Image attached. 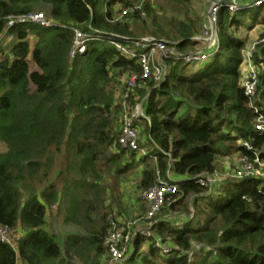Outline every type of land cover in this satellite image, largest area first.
Segmentation results:
<instances>
[{
    "label": "trees",
    "instance_id": "trees-1",
    "mask_svg": "<svg viewBox=\"0 0 264 264\" xmlns=\"http://www.w3.org/2000/svg\"><path fill=\"white\" fill-rule=\"evenodd\" d=\"M221 1L218 47L193 63L166 59L160 82L138 78L118 100V78L140 75V65L99 40L72 58L73 28L138 38L131 24L139 11L114 20L116 6L131 1L0 0V36L6 30L12 38L0 44V225L21 233L16 248L0 242V264H103L109 220L128 219L120 185L134 169L137 216L145 212L141 192L158 179L178 189L156 215L153 234L137 236L122 264H264V177L226 179L211 189L196 183L215 171L217 158L264 163V132L255 127L259 115L264 120V12L254 9L247 26H262L252 55L254 112L240 84L246 41L238 34L253 8L230 13ZM44 5L54 25L7 28L8 16ZM142 9L153 12L148 1ZM189 26H179V51L194 44ZM124 102L131 110L141 104L133 126L145 154L118 144ZM54 206L78 232L62 242L47 229ZM155 239L172 251L163 254Z\"/></svg>",
    "mask_w": 264,
    "mask_h": 264
},
{
    "label": "built area",
    "instance_id": "built-area-1",
    "mask_svg": "<svg viewBox=\"0 0 264 264\" xmlns=\"http://www.w3.org/2000/svg\"><path fill=\"white\" fill-rule=\"evenodd\" d=\"M135 1L136 2L133 3V5L128 7H120L117 5V9L115 8V10L119 12L114 20H120L129 12H133L135 10L139 11L140 15H144L145 11L141 8V4L145 0ZM225 4L228 7L230 13H235L247 7L253 9H264V0H227ZM221 5V0H214L209 5L207 17L203 25L205 33L209 30H213L217 37H219V9ZM7 21V28L21 23H33L45 27L54 25L46 15L39 12L8 16ZM73 31L74 38L70 52L72 58L75 57V55L81 54L85 51L86 43L88 41L99 40L109 42L115 46L122 55L137 61L141 68V74L137 75L132 73L127 76V88L125 90L124 97H127L128 93L136 87L138 78H151L156 82H160L166 75V72L163 70L166 68V59L172 58L175 60H182L186 63H193L195 61L203 60L207 57V55L199 52L184 55L183 53L175 50L173 46L168 45V43H165L162 40L152 36L128 39L114 33L109 34L100 30H91L90 32L86 33L78 28H73ZM11 39V36H9L5 30V32L0 36V44H4ZM199 39L200 37H194V40ZM218 41L219 39L217 42ZM241 67H244L245 69V80L242 82V87L244 88L245 94L250 99L249 106L254 110V112H257L258 109L252 103V98L257 89V70H255V67L252 63V53L250 51L244 52L243 63H241ZM124 103L123 107L125 109H130L127 103ZM139 105L141 106V104H136L130 113H127V110L124 112L122 116L118 144L121 148H127L128 150L145 154V149L140 147L138 143V131L133 126V121L142 116V112L139 110ZM256 121V129L264 132V120L262 116L259 115ZM244 144L247 145V143ZM240 162L241 167L237 169L233 175V177L236 179L248 177L251 178L253 176L258 177V169L260 167H264V163L250 162L243 157H240ZM254 163H257V166H255ZM220 182L221 181L217 178L215 172L204 173L196 177V183L204 188L208 187L211 189ZM177 189V184H169L158 179L157 184L141 192V197L144 204L143 207L145 210L142 218H138L133 221H125L121 217L111 218L109 220V229L104 240V246L107 253L103 264H122L125 259L134 251V241L137 236L148 238L153 234L152 227L158 222L156 215L162 209L167 196L176 193ZM141 219L144 221L142 222ZM137 221H140V224L134 226ZM13 233H15L14 230L8 226L0 225V242L9 244L11 247L16 248L21 233ZM155 245L163 254L167 255L172 251L170 246L161 243L160 239H155Z\"/></svg>",
    "mask_w": 264,
    "mask_h": 264
},
{
    "label": "rangeland",
    "instance_id": "rangeland-1",
    "mask_svg": "<svg viewBox=\"0 0 264 264\" xmlns=\"http://www.w3.org/2000/svg\"><path fill=\"white\" fill-rule=\"evenodd\" d=\"M129 1H131V3L136 2L135 0H129ZM146 1H148V4L153 12L151 14H148L145 11V14L141 15V18L134 20L133 24H131L132 28L139 30L138 33L139 35H137V37L139 38H144L148 36L156 37L159 40L168 43V45L173 46L175 50L179 51L175 47L178 43L181 42V39L178 36L177 32L179 30V26L182 23H184L186 25H190L189 27H191V29L194 31L191 37V40L193 41L194 44L187 47L185 51H179V52L183 53L184 55L192 54L194 52H199L206 55V52L215 49L218 46L217 40L219 39V37H217L216 33H214L213 30L212 31L209 30L208 32L205 33L203 27L204 21L206 20L207 17L209 5L214 0H145L141 4V8L143 7ZM39 10H40L39 13H43L44 15L47 14V9L45 5L39 8ZM253 10L254 9H248L246 11L243 21V27L239 28V33H238L239 37L242 39L244 38L246 41V47L244 51H250L252 55L253 52L256 50L257 43L260 42L258 38L262 30V26L260 25L259 21L253 23L250 27H247L251 23L252 15L255 12ZM261 10L264 12L263 8ZM151 23L154 24L155 28L151 25ZM153 30H159L163 32L164 36L152 34ZM194 37H200V39L194 40ZM167 68L168 67L166 65V68H164L163 70L167 72ZM241 70L243 76L241 77L240 84L242 85V82L245 80L244 67H241ZM255 70H257L256 67ZM117 81L120 83V85L117 86V92L115 97L119 100L121 96L124 97V93L127 88V85L125 84L127 81V76L125 75L121 76L120 78H118ZM112 84H114V82ZM121 90H123L122 93ZM255 93L254 95H256ZM141 109L142 107L139 105L140 112H142ZM123 110L124 111L127 110V113L131 112V109H125L124 107ZM5 149H6L5 145L0 144V152H3ZM216 165L217 166L214 172L216 173L217 178L221 182L225 181L226 179H233L234 172L241 167L240 157L237 155H230V156L217 158ZM135 172L136 169L133 170L132 172L133 175H131V178H129L126 182L120 185L121 193H122L121 205L122 207L125 206L126 209L124 213L125 215L127 214L125 216V219L126 217H128L126 221H133L143 217V215L137 216L136 214L137 212L135 213L132 210L136 207H139V205H141V202H134L135 198L138 195L136 194V190L134 189ZM258 174H259L258 177L260 178L264 177V167H260L258 169ZM189 200H191L190 197H186V201ZM123 202L124 203L126 202L127 205H124ZM110 204H111L110 201L107 200L106 205H110ZM127 206L129 208H127ZM129 217H132L133 219ZM47 221H48L47 229L50 232L54 233L58 237V240L60 242H62V240L70 232L78 233L75 227L67 225L66 223L63 222V217L59 215L57 206H54L52 208V213L48 217ZM138 224H140V221H137L134 226ZM73 264H80V263L77 260H75Z\"/></svg>",
    "mask_w": 264,
    "mask_h": 264
},
{
    "label": "crops",
    "instance_id": "crops-1",
    "mask_svg": "<svg viewBox=\"0 0 264 264\" xmlns=\"http://www.w3.org/2000/svg\"><path fill=\"white\" fill-rule=\"evenodd\" d=\"M145 246H146V245L144 244L142 248H145Z\"/></svg>",
    "mask_w": 264,
    "mask_h": 264
}]
</instances>
